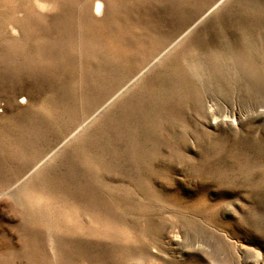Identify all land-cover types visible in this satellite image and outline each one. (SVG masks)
Returning <instances> with one entry per match:
<instances>
[{
    "label": "rangeland",
    "instance_id": "rangeland-1",
    "mask_svg": "<svg viewBox=\"0 0 264 264\" xmlns=\"http://www.w3.org/2000/svg\"><path fill=\"white\" fill-rule=\"evenodd\" d=\"M91 6L0 0V264H264V0Z\"/></svg>",
    "mask_w": 264,
    "mask_h": 264
},
{
    "label": "bare ground",
    "instance_id": "bare-ground-1",
    "mask_svg": "<svg viewBox=\"0 0 264 264\" xmlns=\"http://www.w3.org/2000/svg\"><path fill=\"white\" fill-rule=\"evenodd\" d=\"M103 1L104 0H91V4H92V6H91V13H92V15H98V14H101L103 11H102V7H103ZM169 49L170 48H168L167 50H165V51H163L159 56H158V58H155L154 60H151L150 62H148V64L145 66V68H144V70H147L149 67H151L152 65H154V64H157L158 63V61H159V59L162 57V56H164L168 51H169ZM141 73V72H140ZM140 73L138 74V75H140ZM137 78V76L134 78V79H136ZM133 82V80L132 81H128V82H126L123 86H121L120 87V90H118L117 92L118 93H121V92H123L129 85H131V83ZM51 155H48L47 157H46V159H48L49 157H50ZM29 177H28V175L23 179V180H25L24 182H22L18 187H16L15 188V190L13 191L14 192V195H16L17 197L16 198H18L19 199V201H20V204L22 205V204H28V205H30V203H32L31 202V197L29 196V195H27L26 193H24L23 191H22V185L24 186V184H25V182H26V180L28 179ZM22 180V181H23Z\"/></svg>",
    "mask_w": 264,
    "mask_h": 264
}]
</instances>
